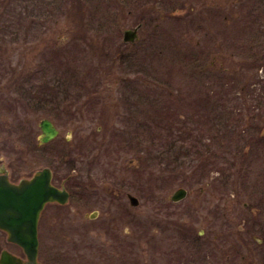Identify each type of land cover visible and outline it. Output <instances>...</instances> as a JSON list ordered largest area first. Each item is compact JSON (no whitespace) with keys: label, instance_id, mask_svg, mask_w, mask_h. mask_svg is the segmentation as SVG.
<instances>
[{"label":"rangeland","instance_id":"rangeland-1","mask_svg":"<svg viewBox=\"0 0 264 264\" xmlns=\"http://www.w3.org/2000/svg\"><path fill=\"white\" fill-rule=\"evenodd\" d=\"M0 159L69 177L59 264H264V0H0Z\"/></svg>","mask_w":264,"mask_h":264},{"label":"water","instance_id":"water-1","mask_svg":"<svg viewBox=\"0 0 264 264\" xmlns=\"http://www.w3.org/2000/svg\"><path fill=\"white\" fill-rule=\"evenodd\" d=\"M140 25L128 28L123 32V41L134 43L137 40V30ZM40 141L45 143L54 138L58 129L48 118L40 123ZM51 173L43 168L28 179H22L18 184L10 183L7 178L0 176V228L8 232V239L19 244L27 257L24 262L20 258L2 251L0 264H41L37 261L36 223L39 213L48 201L65 202L67 192L51 184ZM186 196L185 188H177L170 199L178 201ZM131 205L136 206L138 199L128 194ZM256 240H261L256 237Z\"/></svg>","mask_w":264,"mask_h":264},{"label":"flooded vegetation","instance_id":"flooded-vegetation-1","mask_svg":"<svg viewBox=\"0 0 264 264\" xmlns=\"http://www.w3.org/2000/svg\"><path fill=\"white\" fill-rule=\"evenodd\" d=\"M23 138V136H22ZM41 147V144L38 142V146ZM1 160V159H0ZM13 168V169H12ZM16 168H14L11 165V160H1L0 161V176H3L7 178L12 183L18 182L21 178L24 177H29L31 176L34 172H36L38 169H35L32 173L30 174H23L22 176H16ZM52 172V181L56 180V174L54 170L51 169ZM20 175V174H19ZM18 177V178H17ZM69 180V177L61 179L59 184L53 183L57 187L64 188L68 191V197L65 202L60 203L58 201H53V202H47L45 203L44 207L40 211L37 224H36V236H37V241H38V246H37V260L41 264H59L58 261L60 258L64 259L65 256H68L65 254L64 251H59V247L54 248L51 250L50 248L45 249V245L43 244V238L41 237L44 232H49L50 234L57 232V227L61 224H68L67 227H69V216L73 213L74 206H72L69 203V198H70V189L65 186L66 181ZM254 220H259V218H255ZM261 225V223H260ZM264 226V222H263ZM264 231V227L262 228ZM63 232V231H60ZM11 245L16 248L17 251H12L6 248V245ZM0 253L3 250L9 251L12 255L17 256L20 258L22 261L26 260V255L23 251V249L16 243L8 240V235L5 231L0 229ZM67 249V248H66ZM53 261V262H52Z\"/></svg>","mask_w":264,"mask_h":264},{"label":"trees","instance_id":"trees-1","mask_svg":"<svg viewBox=\"0 0 264 264\" xmlns=\"http://www.w3.org/2000/svg\"><path fill=\"white\" fill-rule=\"evenodd\" d=\"M27 80H28V78L27 79L24 78V79H20V81H19V83L21 85H24V86H21L19 88V91L22 94V98L20 96V100L23 101V103L25 105L28 104V105H30V108L32 107L35 111H37L38 110V98H37L36 93L38 91H37V89H36L35 86H33L32 88L26 86L27 83L29 82V80L28 81ZM32 83H34V82H32ZM53 84H55V83H53ZM58 88H55L49 82H46V81L43 82V88L42 89L44 91V94L47 92L48 95H52V97L56 98L57 94H59V91H60ZM32 92H35V93L32 94ZM198 142L196 141V143L192 144L189 148H186L185 145L184 146L183 145H178V144H176L177 142L175 141L173 143V145L167 147L166 153L172 147V150L174 151V155H175L174 157L175 158H179V157H181V158H188L187 159L188 162L191 163L192 160L194 161L197 158V157L194 158V156H197L198 155V157H199V154L201 153V150H200V147H199L200 144ZM187 150H189V151H187ZM191 154H192V156H191ZM189 156H190V158H189Z\"/></svg>","mask_w":264,"mask_h":264}]
</instances>
